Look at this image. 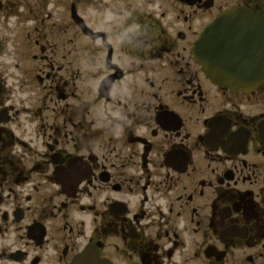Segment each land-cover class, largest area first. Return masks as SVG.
Segmentation results:
<instances>
[{"label":"flooded vegetation","instance_id":"obj_1","mask_svg":"<svg viewBox=\"0 0 264 264\" xmlns=\"http://www.w3.org/2000/svg\"><path fill=\"white\" fill-rule=\"evenodd\" d=\"M235 8L264 18L0 0V264H264L263 59Z\"/></svg>","mask_w":264,"mask_h":264},{"label":"water","instance_id":"obj_2","mask_svg":"<svg viewBox=\"0 0 264 264\" xmlns=\"http://www.w3.org/2000/svg\"><path fill=\"white\" fill-rule=\"evenodd\" d=\"M251 15H256L254 12H251L249 10H244V9H239L235 8L232 10H229L225 13L222 14V19L220 20L224 22V25L222 26V30H231L234 29V25L238 26L236 29H241V30H246L248 32L254 31V34L252 33L251 35H247V39H250L253 41L251 43L250 47L247 44V48L251 49V51H258V54L262 57L263 59V64H262V77L259 76L258 69L255 70L254 73H258L257 76H254V79H257V85L261 83V81L264 80V18H255V19H250ZM253 25H257L256 28H252ZM213 28H208L204 34L202 35L200 41L198 42V49H199V62L204 66L205 70L208 71V56L206 53V47L208 46V42L210 40V35L213 33ZM241 39L246 40L245 34H242ZM247 41V40H246ZM244 67H241L239 69H243ZM211 71V70H210ZM232 73H229L230 78L228 81H231V83H240L244 78L247 79L250 76L247 74L246 76L244 75V72L249 73L250 70L246 68L245 70H242L241 72L238 71L237 74L234 73V69H230ZM228 71V72H229ZM242 87V84H240ZM232 88H235L231 86ZM240 87V86H238Z\"/></svg>","mask_w":264,"mask_h":264}]
</instances>
